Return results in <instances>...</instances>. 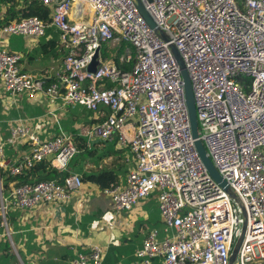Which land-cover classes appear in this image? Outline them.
<instances>
[{
  "label": "built area",
  "instance_id": "2783aa9c",
  "mask_svg": "<svg viewBox=\"0 0 264 264\" xmlns=\"http://www.w3.org/2000/svg\"><path fill=\"white\" fill-rule=\"evenodd\" d=\"M40 1L52 9L49 23L24 17L5 24L0 35L39 40L51 29L69 53L47 83L23 71L22 55L0 43L2 104L6 97L42 93L64 107L106 115L82 135L88 146L98 138L129 152L126 181L103 189L114 212L131 211L153 194L159 201L162 225L147 233L129 264H231L242 236L233 264L264 261V0H141L158 31L134 0ZM122 42L119 61H133L131 69L114 61L112 50ZM172 46L190 76L199 138L229 190L196 147ZM26 143L28 152L5 162L7 145ZM77 152L69 133L45 140L20 121L11 125L0 138V242L8 236L14 244L9 210L66 203L84 186L81 174L72 173L64 182L24 183L4 195L1 167L18 175L48 159L66 170ZM103 260V247L93 244L75 250L71 264Z\"/></svg>",
  "mask_w": 264,
  "mask_h": 264
},
{
  "label": "crops",
  "instance_id": "0c3cea01",
  "mask_svg": "<svg viewBox=\"0 0 264 264\" xmlns=\"http://www.w3.org/2000/svg\"><path fill=\"white\" fill-rule=\"evenodd\" d=\"M2 11L4 13V7ZM3 13L0 12V18L3 17ZM48 42L57 44L49 52ZM0 43L11 52L22 55L23 71L45 78L47 83L51 79L53 81L57 72L62 70L63 60L69 53V47L62 44L58 35L51 29L46 37L39 40L29 36L0 35ZM5 95L0 80L2 139L7 136L11 125L17 121L31 126L34 133L45 140L55 137L56 130L61 127L72 136L71 128L74 127L80 131L79 135L83 136L84 131L97 122L94 114L99 116L98 111H90L80 105L65 108L58 101L42 93L35 95L25 93L14 100L6 97L2 104ZM78 106L80 112L77 117L70 118V110ZM67 122L70 123V127L65 129L64 125ZM87 147L94 153L79 157L82 150L80 152L78 149L69 166L71 173L83 175L106 168L118 170L121 154L127 156L129 163V152L120 149L115 143L97 138ZM114 149L121 152L113 155ZM23 151H29L28 143L15 147L14 150H6L5 162H14ZM4 168L6 167H1V170ZM128 172L121 176L119 183L126 181ZM19 211L20 214L16 218L17 228L13 231L16 241L13 242L18 252L20 251L31 264H70L75 258V250H85L93 244L101 245L104 249L102 264H129L136 257L135 252L142 245L144 237L152 229L148 223L151 220V213L158 218L154 227L162 225L157 194L140 201L131 211L116 214L111 200L103 193V189L90 181H84L81 193L75 194L69 202L42 204L33 209ZM18 252L16 251L21 255Z\"/></svg>",
  "mask_w": 264,
  "mask_h": 264
},
{
  "label": "trees",
  "instance_id": "16d2710c",
  "mask_svg": "<svg viewBox=\"0 0 264 264\" xmlns=\"http://www.w3.org/2000/svg\"><path fill=\"white\" fill-rule=\"evenodd\" d=\"M4 7V13L2 11V8ZM0 12L3 13V17L0 18V28L5 26V24L9 23L10 21L14 19H21L24 17H29V16H37L44 20L46 23H49L51 21V15H52V9L43 4L40 0H0ZM1 28V29H2ZM49 47L47 49V52L53 50L57 44L55 42H48ZM127 43L122 42L119 46L116 47V49H113L112 51L115 52V55L113 56L114 61L117 63V65L121 68L124 69H131L133 66V61L130 63H120L119 61V56L125 49ZM105 48L107 46L105 45ZM109 54L105 53V57H108ZM52 81V79L50 80ZM48 81V83L50 82ZM242 81L249 83L248 78H242ZM69 108V107H68ZM71 108V107H70ZM80 112V107L72 108L70 110V118H76L78 113ZM95 115V121L100 122L102 121L106 115H102L99 113V116ZM65 129H68L70 127V123L67 122L64 125ZM64 130L63 127L58 128L56 130L57 134H60ZM72 134L75 139V143L77 144V148L82 150V153L79 154V157H86L92 155L94 152L92 149H88L86 145V139L83 136L79 135V130L74 129V127L71 128ZM56 134V135H57ZM15 147L11 145L6 146V150L8 149H13ZM113 155L114 154H119L121 150H112ZM75 157V156H74ZM74 157L71 159L69 166L72 164V160ZM119 167L120 169H115V168H106L102 169L97 172H86L82 176L83 181L85 182H93L99 185L100 188L104 189L106 187H109L111 185L119 184L121 180V176L126 174L129 171L130 163L127 162V156L125 155H120L119 159ZM69 166L66 170H58L57 168L53 167L52 164L48 159H43L41 161L35 162L32 167L25 168L20 174L18 175H12L10 173L9 168H4L1 170V179L3 183V194L4 195H9L13 188L15 186H18L20 184L24 183H37L40 181L44 180H57L59 182H64L66 177L70 176L72 173L69 169ZM20 214L19 210H9L7 213V220L11 226V230H16L17 228V223H16V218ZM150 221L149 226L154 227L155 224L158 222V218L156 217L155 214L151 213L150 216ZM13 241H16L15 237L13 236ZM12 250V245L10 240L8 239V236L3 237L2 241L0 242V264H18L17 257L15 254L8 256V254ZM21 254V252L19 251ZM22 260L24 261L25 264H31L28 262L27 258L22 255ZM9 258L12 259L14 262L13 263H6L5 259ZM133 258L132 260H134ZM73 260V259H72ZM71 260V262H72ZM131 260V261H132ZM5 261V262H4ZM130 261V262H131ZM48 262V261H45ZM51 263H54L50 261ZM70 262V264H71ZM55 264V263H54ZM253 264H264V261L253 263Z\"/></svg>",
  "mask_w": 264,
  "mask_h": 264
},
{
  "label": "water",
  "instance_id": "95a60500",
  "mask_svg": "<svg viewBox=\"0 0 264 264\" xmlns=\"http://www.w3.org/2000/svg\"><path fill=\"white\" fill-rule=\"evenodd\" d=\"M134 2L136 4L137 8L139 9L140 13L142 14V16L146 19L149 26L152 29L158 31L159 26L157 25V23L155 22L154 18L151 16V14L147 11V9L145 8L142 1L141 0H134ZM172 48H173V52L176 56V59H177L179 65L182 69V77H183L184 86H185L186 102H187V106L189 109L192 133H193L194 138L196 139V141H195L196 147L200 153V156H201L205 166L207 167V169L209 170V172L213 176V178L216 181H218L219 183H221V185L223 187H225L227 190H229L230 188H229L227 181L222 177V175L220 174V172L218 171V169L214 165L212 159L208 155L207 148H206L204 142L199 138V123H198L194 93H193V88H192L190 76H189L188 71L185 68V64L183 62V59H182L178 49L175 46H172ZM95 66H96V60L89 66V70L94 71ZM236 199H237V197H236ZM244 229H245V227H244ZM242 238H243V236L236 243V245L234 247V250H233V253L231 256V264H233V262L235 261L236 254H237V251L240 247Z\"/></svg>",
  "mask_w": 264,
  "mask_h": 264
},
{
  "label": "rangeland",
  "instance_id": "374dc122",
  "mask_svg": "<svg viewBox=\"0 0 264 264\" xmlns=\"http://www.w3.org/2000/svg\"><path fill=\"white\" fill-rule=\"evenodd\" d=\"M65 108H68V107H65ZM11 231H14V230H11ZM13 235H14V233H12V239H13ZM10 242H11V240H10ZM16 251L18 252V249H17L16 245L14 244V246H12V250H11V252L8 254V256L10 257L11 253H12V254H15L16 257H17L18 264H25L23 260H22V261L20 260V256H21V255L16 254ZM18 253H19V252H18ZM21 258H22V257H21ZM5 261H6V263H13V262H14L12 259H9V258H6ZM5 261H4V262H5Z\"/></svg>",
  "mask_w": 264,
  "mask_h": 264
}]
</instances>
